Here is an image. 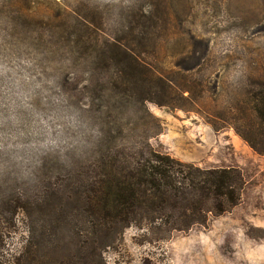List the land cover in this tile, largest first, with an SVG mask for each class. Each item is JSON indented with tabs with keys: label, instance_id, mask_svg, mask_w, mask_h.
Segmentation results:
<instances>
[{
	"label": "rangeland",
	"instance_id": "374dc122",
	"mask_svg": "<svg viewBox=\"0 0 264 264\" xmlns=\"http://www.w3.org/2000/svg\"><path fill=\"white\" fill-rule=\"evenodd\" d=\"M86 32L102 44L118 37L157 71L203 81L200 113L148 103L161 124L149 143L200 167H240L247 180L239 204L207 227L157 244L127 228L106 263L264 264V156L233 128L217 131L207 121L233 103L242 78L264 77V0H0L1 263L19 254L29 223L22 211L5 213V201L29 193L40 173H66L77 154L95 149L98 130L78 108L77 88L105 55L84 42ZM128 122L126 113L127 134L142 140V127Z\"/></svg>",
	"mask_w": 264,
	"mask_h": 264
},
{
	"label": "trees",
	"instance_id": "16d2710c",
	"mask_svg": "<svg viewBox=\"0 0 264 264\" xmlns=\"http://www.w3.org/2000/svg\"><path fill=\"white\" fill-rule=\"evenodd\" d=\"M84 42L105 55L77 88V106L98 130L95 149L77 154V167L58 158L66 173H40L29 193L19 190L13 202L5 201V213L22 211L29 221L27 240L10 264H107L105 253L127 228L139 231L141 243L157 244L207 227L239 204L247 185L240 167H200L149 143L161 124L148 103L200 113L203 81L157 71L118 37L102 44L86 32ZM231 99L227 110L208 113V123L217 131L233 128L264 156V77L245 76ZM126 113L132 117L127 127H142V140L127 134Z\"/></svg>",
	"mask_w": 264,
	"mask_h": 264
}]
</instances>
